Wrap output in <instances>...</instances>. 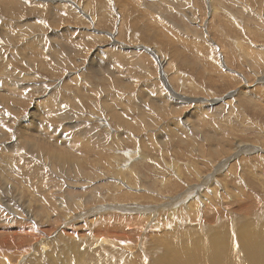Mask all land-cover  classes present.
Here are the masks:
<instances>
[{
  "label": "rangeland",
  "instance_id": "rangeland-1",
  "mask_svg": "<svg viewBox=\"0 0 264 264\" xmlns=\"http://www.w3.org/2000/svg\"><path fill=\"white\" fill-rule=\"evenodd\" d=\"M0 139V264H208L218 236L242 264L264 238V0H0Z\"/></svg>",
  "mask_w": 264,
  "mask_h": 264
},
{
  "label": "bare ground",
  "instance_id": "bare-ground-1",
  "mask_svg": "<svg viewBox=\"0 0 264 264\" xmlns=\"http://www.w3.org/2000/svg\"><path fill=\"white\" fill-rule=\"evenodd\" d=\"M88 4H86V6H87ZM42 10V9H41ZM45 10V9H44ZM55 12V11H54ZM125 12V11H124ZM41 13V12H40ZM133 18V17H132ZM229 25V24H228ZM101 41V40H100ZM184 41V40H183ZM58 43V42H57ZM193 43V42H192ZM17 44H18V42H17ZM87 44V43H86ZM24 45V44H23ZM9 46V45H8ZM87 46V45H86ZM25 47V46H24ZM105 50V49H104ZM87 51V50H86ZM72 52V51H71ZM86 53V52H85ZM18 54V53H17ZM25 54V53H24ZM81 55V54H80ZM22 58V57H21ZM103 58V57H102ZM21 60V59H20ZM23 61V60H22ZM38 63V62H37ZM225 72V71H224ZM21 74V73H20ZM18 75V74H17ZM85 75V74H84ZM19 76V75H18ZM129 76V75H128ZM211 76V75H210ZM121 77V76H120ZM122 78V77H121ZM21 80V79H20ZM27 80V79H26ZM86 80V79H85ZM31 81V80H30ZM18 83V82H17ZM13 86V85H12ZM20 88V87H19ZM27 88V87H26ZM137 88V87H136ZM114 89V88H113ZM31 91V90H30ZM17 92V91H16ZM244 92V91H243ZM18 93V92H17ZM99 93V92H98ZM15 94V93H14ZM22 94V93H21ZM262 96V95H261ZM141 98V97H140ZM107 100V99H106ZM139 100V99H138ZM140 101V100H139ZM54 104V103H53ZM138 107V106H137ZM166 107V106H165ZM167 109V108H166ZM58 111H56V113H57ZM49 113V112H48ZM2 114V113H1ZM44 114V113H43ZM75 114V113H74ZM53 115V114H52ZM46 116V115H45ZM98 116H100V115H98ZM172 116V115H171ZM126 118V117H125ZM68 120H69V118H68ZM71 120V119H70ZM12 121V120H11ZM47 121V120H46ZM7 123V122H6ZM179 123V122H178ZM182 125V124H181ZM180 127V126H179ZM70 128H71V126H70ZM69 128V129H70ZM173 128V127H172ZM30 129V128H29ZM7 130V129H6ZM31 131V130H30ZM71 131V130H70ZM29 134V133H28ZM56 135V134H55ZM34 136V135H33ZM182 136V135H181ZM3 137V136H2ZM211 137V136H210ZM49 138V137H48ZM175 138V137H174ZM207 138V137H206ZM1 140V139H0ZM54 140H56V139H54ZM63 140V139H62ZM17 141V140H16ZM209 141V140H208ZM208 141H206V142H208ZM18 142H20V141H18ZM28 142V141H27ZM60 142V141H59ZM65 142H67V141H65ZM120 142V141H119ZM153 142V141H152ZM29 143H31V142H29ZM73 143V142H72ZM75 143H77V142H75ZM32 145V144H31ZM195 147V146H194ZM156 148V147H155ZM100 149V148H99ZM22 151V150H21ZM50 151H52V150H50ZM179 151V150H178ZM54 152V151H53ZM93 152V151H92ZM106 152V151H105ZM51 153V152H50ZM49 153V154H50ZM45 154H46V152H45ZM54 154V153H53ZM60 154V153H59ZM101 154V153H100ZM202 154V153H201ZM54 155H57V154H54ZM53 155V156H54ZM52 156V155H51ZM56 157V156H55ZM92 157V156H91ZM47 158V157H46ZM75 158V157H74ZM113 158V157H112ZM144 158V157H143ZM58 161H54V162H59V165H63L64 166V168H62L63 170H65V171H67V169L69 168V162L66 160V159H63V158H61V157H58ZM55 160H57L56 158H55ZM108 160H110L109 158H108ZM203 160V159H202ZM12 162V161H11ZM97 162V161H96ZM89 164V163H88ZM10 165V164H9ZM66 165H68L67 167H65ZM86 165V164H85ZM110 165V164H109ZM14 168V167H13ZM60 169V168H59ZM107 169V168H106ZM103 171V170H102ZM67 172H69V171H67ZM91 173V172H90ZM7 174V173H6ZM9 182V181H8ZM170 184V183H169ZM164 185V184H163ZM6 186V185H5ZM181 186V185H180ZM8 187V186H7ZM10 188V187H9ZM15 190V189H14ZM219 191V190H218ZM17 194V193H16ZM8 195V194H7ZM20 195V194H19ZM18 195V196H19ZM31 195V194H30ZM16 198V197H15ZM19 198V197H18ZM17 198V199H18ZM128 198V197H127ZM188 199V198H187ZM190 199V198H189ZM199 199V198H198ZM15 201H16V199H15ZM185 201V200H184ZM192 201V200H191ZM17 203V202H16ZM19 203H20V200H19ZM18 204V203H17ZM188 204V203H187ZM11 205H12V203H11ZM26 205V204H25ZM2 206H4L7 210H9V212H14L15 214L16 213H20V212H18V210L16 211L14 208L13 209H11V207L12 206H10L9 204H5V203H3V205ZM24 206V205H23ZM19 207V206H18ZM25 207V206H24ZM26 208V207H25ZM24 208V209H25ZM27 208H29V206H27ZM187 208V207H186ZM192 208V207H191ZM188 209V208H187ZM190 209V208H189ZM195 209V208H194ZM173 210V209H172ZM193 210V209H192ZM201 210V209H200ZM27 211V210H26ZM24 212V211H23ZM180 212H181V210H180ZM179 212V213H180ZM191 212V211H190ZM208 212H210V211H208ZM27 213V212H26ZM25 213V214H26ZM133 213V212H132ZM28 215V214H27ZM159 215V214H158ZM20 216V215H19ZM22 216V215H21ZM170 217H171V215L170 214H165L164 215V217H162L164 220H158L157 221V226H164V223H165V221L166 222H170L169 221V219H170ZM184 217V216H183ZM130 218H132V217H130ZM130 218H128L129 220H130ZM161 218V219H162ZM173 220V219H172ZM245 220V219H244ZM253 222V221H252ZM142 223V222H141ZM140 223V224H141ZM171 223V222H170ZM157 226H154L155 228L157 227ZM143 227V226H142ZM149 227H151V226H149ZM166 227V226H165ZM168 227V226H167ZM246 227V226H245ZM244 227V229H246ZM258 227H260V226H258ZM164 228V227H163ZM249 228V227H248ZM157 229H160L159 227L157 228ZM238 231V230H237ZM244 231V230H243ZM246 232V231H245ZM259 232V231H258ZM247 233V232H246ZM259 234V233H258ZM247 235V234H246ZM245 235V236H246ZM262 235V234H261ZM260 236V235H259ZM259 236H258V239L256 240V239H249V240H247L246 241V244H245V249H244V252H242L243 253V255H244V257H245V259L248 261V264H264V260H262V259H260L256 254H254V248L256 247L257 248V246H259V241L258 240H260L259 239ZM222 237V236H221ZM220 236H218V237H214L213 239H209L208 240V245H205V246H207V247H205L206 248V250L205 251H203V250H200V252L201 253H203V252H205L206 253V255H207V259L209 260V262L212 264H223L222 262H226L225 264H233V260L232 259H230V258H228L227 256L228 255H226L225 254V247H224V245H223V242L220 240V239H223V238H221ZM155 238V237H154ZM257 238V237H256ZM260 238H262L261 236H260ZM230 239V238H229ZM245 239V238H244ZM247 239V238H246ZM262 239H264V238H262ZM261 239V240H262ZM153 241V240H152ZM240 241V240H239ZM245 241V240H244ZM263 241V240H262ZM156 242V241H155ZM227 242V241H226ZM264 242V241H263ZM188 243V242H187ZM230 243H232V242H230ZM235 243V242H234ZM242 244V243H241ZM226 245V244H225ZM104 246H105V244H104ZM235 246V245H234ZM107 247V246H106ZM263 247H264V245H263ZM227 248V247H226ZM231 249V248H230ZM264 249V248H263ZM191 250H193V248L191 249ZM242 250V249H241ZM181 251V250H180ZM263 251V250H262ZM197 252H198V250H196V251H190V252H188V254L187 253H185V254H182V256L180 257H171L170 258V260H171V264H181V262H182V264H193V263H195V264H198V261H197ZM228 252H229V249H228ZM222 254V255H221ZM228 254V253H227ZM169 255V254H168ZM221 255V259H220V256ZM231 256V255H230ZM188 257V258H187ZM174 258V259H173ZM220 260H222V262L220 261ZM227 260V261H226ZM246 260H242V261H238V262H242V264H244L245 263V261ZM236 261V260H235ZM210 263H208V264H210ZM204 264V263H203ZM237 264V263H236ZM241 264V263H240Z\"/></svg>",
  "mask_w": 264,
  "mask_h": 264
}]
</instances>
